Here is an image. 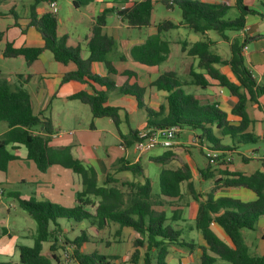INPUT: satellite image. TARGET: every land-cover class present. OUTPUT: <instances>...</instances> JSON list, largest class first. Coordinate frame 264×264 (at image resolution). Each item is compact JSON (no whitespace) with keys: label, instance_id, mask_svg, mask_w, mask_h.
<instances>
[{"label":"crops","instance_id":"0c3cea01","mask_svg":"<svg viewBox=\"0 0 264 264\" xmlns=\"http://www.w3.org/2000/svg\"><path fill=\"white\" fill-rule=\"evenodd\" d=\"M131 1L141 3L145 0ZM152 1L154 8L150 25L138 28L131 26L116 12L126 8V4L115 3L114 0H92L86 6L77 8L74 0H58L57 33L60 38L67 39V46L80 49V57L83 61H89L92 56L91 42L96 48L106 49L105 62H92L91 71L94 75L109 78L116 84V89L108 92V103L119 109L117 121L110 117L95 118L88 103L70 99L74 94V88L69 82H64V78L76 72L78 67L73 62L62 64L56 61L54 54L45 48L46 41L43 33L33 23L34 17L40 20L51 11L47 0H0V74L9 81L14 90L23 89L28 92L32 100L33 112L41 119L42 124L51 122L52 132H41L43 125L38 126L36 132L49 138L52 147L70 148L75 159L96 172L100 187H117L126 191L127 187H123L124 183L144 184L146 179H149L153 201L158 204V207L154 206V209L165 212L168 224L179 231L182 240L193 245L191 247L172 245L167 256L168 264H203V254L205 250H209V246L203 234L196 228L200 204L206 202L208 194L213 191L217 181L232 179L234 173L247 176L257 172L264 173V160L261 159L260 151L253 149L245 154L241 149L245 146L244 144L235 145L230 136H222L220 131L214 128V135L221 139V145L231 149H217L197 130H189V134L184 138L185 129H182L171 148L157 146L141 153L137 150L136 143L139 134L148 129L147 111L138 107L134 97L120 93L119 89L130 83L139 86L143 90V103L146 109L158 112L162 107L167 108L168 93L152 85L162 75L175 73L181 82L188 84L185 87L187 92L195 95L201 102L216 104L227 114L230 124L240 125L242 119L232 113L239 98L220 86L218 81L210 79L207 71L200 66L199 58L183 51L182 43L195 44L208 37L215 43L212 51L228 61L232 56L231 45L240 42L239 39H241L240 43H246L243 48L245 64L257 83L264 87V0H246V5L258 14H248L245 27L241 31L226 32L228 41L215 31H210L207 36H203L185 26L162 31L160 33L162 39L170 44V56L159 66H146L133 61L130 55L132 48L144 44L149 37L159 34L160 24L167 21L174 24L182 22V13L181 18L179 13H175L180 0ZM194 1L211 5L227 3L231 7L229 13L237 11L236 19L240 17V11L236 7L237 0ZM161 4L173 11L166 16L160 15L158 12ZM111 10L114 12L107 14L104 25L99 27V35L95 37L94 28L98 18ZM103 37L111 43L107 40L103 41ZM223 42L229 46V54L226 47L222 45ZM8 45H12L15 49L43 48L44 50L29 64L22 55L6 57L4 52ZM214 67L237 82L229 65L215 64ZM110 69L115 72L113 73ZM192 70L204 73L211 82L210 86L202 89L189 85ZM128 73L137 74V79L130 81ZM83 88L90 89L84 86ZM247 111L253 121L247 132L259 139L257 143H264V95L258 98V103L249 104ZM8 130V125L0 122V137ZM134 132H137L136 135ZM9 150L19 159L9 164L7 173L0 172V205L4 202L7 191L14 189L10 172L17 164L23 168V173L16 181L24 183V186H36L24 196L19 192L22 197L50 201L66 208L75 207L77 193L84 191L81 175L61 166H52L43 173L35 162L28 159V150L24 145L14 144L9 147ZM209 152L217 155L215 164L210 163L207 157ZM167 153L174 154L175 158L165 164L156 161ZM121 162L125 165L139 164L142 171L135 173L130 170H121L119 168ZM256 162H262V165H257ZM152 164L156 168L153 175L149 171V165ZM180 169H187L191 175L190 179L180 184L181 196L174 199L161 197V173L166 170ZM157 184L159 191L154 192ZM213 196L215 200L230 198L244 203L254 202L257 199L247 188L224 184H220ZM0 210L2 211L1 206ZM7 213L10 214V211ZM58 224L60 236H75V239L85 232L89 240L82 247L84 254L99 253L114 256L115 264H133L131 257L136 251L134 242L139 237L133 229L110 223L104 229L98 230L87 222L76 224L74 221L65 219L59 220ZM51 229L55 230V225H52ZM211 229L222 241L233 246L221 226L213 223ZM112 235L116 237L115 240L111 237ZM129 235H131L130 239L125 237ZM242 235L250 254L264 257V216L258 221L255 230L243 229ZM2 236L0 247L3 246V249H0V252L5 255L10 251L12 255L18 253L20 258L16 250L19 251L18 246L23 244L17 239L14 242L11 240L12 236L7 226L3 228ZM35 236L36 234H32V244L23 246L32 247ZM21 238L24 240V237ZM9 244L10 248L6 249L4 246ZM51 245V242L44 243L43 255L46 257H50L53 253ZM125 245L127 249L122 250ZM141 251L143 255L144 250ZM55 253L58 254V252ZM1 262L18 263L19 259ZM139 264H143V257ZM216 264L230 263L217 259Z\"/></svg>","mask_w":264,"mask_h":264},{"label":"trees","instance_id":"16d2710c","mask_svg":"<svg viewBox=\"0 0 264 264\" xmlns=\"http://www.w3.org/2000/svg\"><path fill=\"white\" fill-rule=\"evenodd\" d=\"M49 1V0H47ZM92 0H74L77 8L86 6ZM115 3L126 4V8L117 10V14L133 27H147L151 23L153 1L145 0L134 3L131 0H114ZM182 13V22L174 24L164 22L158 26L159 34L149 37L142 45L132 48L130 55L134 62L146 66H159L166 62L170 56V44L162 39L160 33L165 30L176 29L185 26L196 33L207 36L208 32H217L224 40H229L226 32L241 31L245 27V19L248 14H258L246 5V0H237L236 7L240 11V17L236 20H226L231 9L230 5H211L194 0H180L177 3ZM106 11L97 20L94 28V36L99 35V27L104 25ZM264 16V15H263ZM33 23L40 29L46 41V49L50 50L56 61L62 64L73 62L77 65L76 72L68 74L64 82H69L74 88L72 100H81L88 103L95 118L110 117L117 121L119 109L108 103V92L116 89V84L109 78L94 75L91 71V63L105 62L106 49L96 48L91 42L92 56L89 61H83L80 57V49L67 46V39L58 36L57 14L49 12L40 20ZM103 41H108L103 37ZM215 43L207 37L206 40L189 44L182 43L183 51L188 55L198 57L200 66L207 71L212 80L228 89L232 95L239 98L238 104L232 113L242 120L240 125H232L227 119V114L218 108L216 104H203L195 95L186 91L187 83L181 82L175 73H166L152 86L168 93L167 108L160 111L146 109L143 103V90L130 83L119 89V92L134 97L140 109H145L148 115V129L168 128L180 126L181 129L191 128L201 130L202 136L219 150H228L231 147H223L221 139L214 135V128L219 130L222 136H230L235 145L255 144L258 138L248 133L252 124L247 108L249 104L258 103V98L264 95V87L260 86L252 72L245 64L243 48L245 42H235L231 45V59L226 61L212 51ZM43 48L15 49L8 45L4 55L6 57L24 56L30 64L43 52ZM109 64V63H107ZM229 65L237 82L217 70L214 65ZM113 73V69H110ZM130 81L137 79V74L128 73ZM189 85L206 89L211 82L204 73L191 71ZM89 87L90 89H84ZM0 122H5L9 130L0 137V172L7 173L9 164L19 159L9 147L14 144L24 145L28 150V159L36 163L38 169L45 173L52 166H61L81 175L84 191L77 193L76 205L73 208L62 207L50 201H37L27 199L19 192H9L7 196L17 198L20 206L28 212L37 224L34 245L18 246L19 262H1L0 264H53L58 262L55 252L59 251L58 241L59 220L74 221L76 224L89 223L98 230L104 229L108 224L115 223L122 228H131L139 234L134 244L136 251L131 260L133 264H139L143 257V264H168L167 256L172 245L191 247L181 239L179 231L168 224L165 212H158L154 206L151 181L146 179L144 184L124 183L127 187L124 191L117 187H100L98 177L93 169L86 168L79 160L75 159L71 149L67 147H52L50 139L37 133V128L43 125L41 132H52L51 122L42 124L32 108V100L28 92L23 89L14 90L9 81L0 74ZM137 132H134L136 135ZM13 149L15 147H12ZM175 158L174 154L167 153L156 159L165 164ZM220 158V157H219ZM121 170L141 172L139 164L125 165L121 162ZM205 176V175H204ZM232 179L217 181L213 191L208 194L207 200L200 204V210L196 221V228L206 239L209 250L203 254V264H216L221 259L230 264H264V257L252 256L244 242L242 230H255L258 221L264 216V173L257 172L247 176L242 173H234ZM187 169L178 171H163L160 177V196L174 199L181 196L180 184L190 179ZM110 182V181H109ZM220 184L226 186H240L247 188L257 197L256 201L244 203L230 198L214 199L213 193L219 189ZM224 211L223 213H221ZM217 223L221 226L233 246L222 241L211 229V225ZM55 225L56 229H51ZM89 240L85 232H82L73 241V246L63 244V247H71V258L78 264H115L116 257L105 256L99 253L84 254L83 245ZM51 242L50 257L43 255L44 243ZM193 248V247H192ZM144 253L142 255V251Z\"/></svg>","mask_w":264,"mask_h":264},{"label":"rangeland","instance_id":"374dc122","mask_svg":"<svg viewBox=\"0 0 264 264\" xmlns=\"http://www.w3.org/2000/svg\"><path fill=\"white\" fill-rule=\"evenodd\" d=\"M159 14L163 16H166L167 13L173 11L171 9H168L167 6H165L164 4H161L159 6ZM175 13H179L180 14V18H181V10L176 7L175 8ZM158 14V15H159ZM238 17V12H233L231 11L228 16L226 17V20H235ZM230 33V32H228ZM240 42H242L241 39H239ZM222 45L224 47H226V50L229 52V46L227 44H225L224 42L222 43ZM206 102V101H205ZM204 101H202L203 104H206ZM184 138L187 137V134H189V130H192L191 128H184ZM199 134H202L201 130H198ZM242 152L247 154L250 151L254 150H259L260 151V155H262V152L264 150V143H257V144H249V145H245L243 147H241ZM257 165H262V162H256ZM156 168L155 165H149V171L150 173L153 175L155 173ZM23 173V168H20L19 166H17V164H15L14 168H12L11 172H10V176H11V180L14 182V189H11L9 191H7V193L9 192H13V191H18L20 192L23 196L24 194H28L27 192H30L32 190L35 189L36 186L34 185H30V186H24V183H19L18 181H16V179L18 178V176H20ZM159 191V187L158 184L155 185L154 187V192H158ZM38 201V200H37ZM2 208V211L0 210V243L1 240L3 238L2 236V231L3 228L5 226H7V228L9 229L10 233H11V240L14 242L16 239L19 240V242H21V244L23 245H28V244H32L33 243V239H31L32 234H36L37 231V224L34 221V219L28 214L27 211H25L19 204V201L17 198L14 197H9V196H5L4 197V202L0 205ZM10 211V214H8L7 212ZM77 231V230H75ZM77 233H80L79 231H77ZM29 238H28V237ZM24 237V240L21 238ZM74 237L75 236H68V235H63L62 236V240L58 241L59 246H58V262H55L56 264H63L62 263V253L63 250L65 249V247H63V244H68V245H72L73 246V241H74ZM106 237V236H105ZM113 237V239L115 240L116 237H114L113 235L111 236ZM127 238H131V235L129 236H125ZM110 238V237H107ZM106 238V239H107ZM7 240V238H6ZM9 241V239L7 240ZM6 249L10 248V244L9 245H5L4 246ZM48 247V246H47ZM0 249H3V246L0 247ZM127 246L125 245L124 248H122V250H126ZM16 252H19L16 250ZM19 257H18V253L12 255L11 251L5 255V253L0 252V260H12V261H18ZM69 264H78L76 262L75 259H72V261Z\"/></svg>","mask_w":264,"mask_h":264},{"label":"built area","instance_id":"2783aa9c","mask_svg":"<svg viewBox=\"0 0 264 264\" xmlns=\"http://www.w3.org/2000/svg\"><path fill=\"white\" fill-rule=\"evenodd\" d=\"M48 4L51 8V12L57 14L58 0H49ZM181 130L182 129L180 126L147 129L146 131L139 134L138 141L136 143L137 150L143 153L157 146L171 148L173 146V141L176 139ZM207 157L210 159L211 164L216 163V154L209 152ZM261 159L264 160V150L262 152ZM71 251V247H66L63 250V264H69L71 262Z\"/></svg>","mask_w":264,"mask_h":264}]
</instances>
